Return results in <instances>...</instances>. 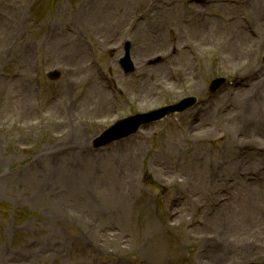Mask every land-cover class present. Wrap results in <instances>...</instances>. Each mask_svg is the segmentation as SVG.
Here are the masks:
<instances>
[{
	"label": "rangeland",
	"instance_id": "obj_1",
	"mask_svg": "<svg viewBox=\"0 0 264 264\" xmlns=\"http://www.w3.org/2000/svg\"><path fill=\"white\" fill-rule=\"evenodd\" d=\"M260 2L0 0V264H264V197L257 193L248 206L249 194L236 192L243 183L264 189V162L238 158L264 153V137L246 126L255 119L264 126V90L247 108L248 123L238 98L262 78L264 26H255L248 9ZM175 6L184 10L167 23L168 45L140 64L145 18ZM237 23L256 44H238L231 35ZM203 26L216 34L200 45L188 31ZM127 42L130 75L120 65ZM171 42L195 54L193 65L180 58L168 91L143 94L139 74L174 56ZM76 46L78 54L70 51ZM79 56L90 75L75 74ZM55 71L60 77L52 80ZM219 78L244 86L211 95ZM189 97L198 101L193 108L98 152L94 169L84 162L81 146L92 150L117 121ZM227 204L246 205L248 217L229 210L219 219ZM210 252L228 259L216 262Z\"/></svg>",
	"mask_w": 264,
	"mask_h": 264
},
{
	"label": "bare ground",
	"instance_id": "obj_2",
	"mask_svg": "<svg viewBox=\"0 0 264 264\" xmlns=\"http://www.w3.org/2000/svg\"><path fill=\"white\" fill-rule=\"evenodd\" d=\"M264 2V0H263ZM264 4V3H263ZM263 4L260 2V4H257L256 6L254 5H249V10L252 11V18H253V23L255 24V26H264V6ZM262 5V6H260ZM254 6V7H253ZM260 6V7H259ZM184 9H182L180 6H175L174 8H170L168 10V8H164L163 12L164 13H154L153 15H151L150 17L145 18V22L142 24H146L148 26V29H145L143 32L145 34V39L144 41H140L139 42V50H138V55H136V60L137 61H141V59H143L142 57L147 54L148 52H150L151 50H153L155 47L156 48H160V47H165L166 45H168L167 40L165 39V37L163 36L164 34V30L167 26L168 21H171L172 16H176L177 14L181 13V11H183ZM195 15L198 17L199 14L195 13ZM188 19H184V22H188ZM205 24V23H203ZM192 23H189V26H191ZM239 25V26H238ZM236 27H233L232 33L231 35L234 36V38H238L237 40L239 41L238 44H240L241 46L245 45L246 42L252 43V44H256L257 41H255L254 39H251L249 35V33L247 34L242 32L241 29L243 31H247V28L242 25L241 23H237L235 24ZM241 28V29H239ZM237 29V30H236ZM219 30V29H218ZM149 35H148V34ZM188 34L192 35L194 37V39H196L197 41H195L197 44L201 45V39L204 38L205 39L209 36V35H215V34H211L209 30L206 29V26L200 27V28H195L192 30L188 31ZM151 35V36H150ZM44 44V43H43ZM170 44H172L170 47H172L173 49H171V53L174 56L168 55V59L163 63V64H158L156 66L153 67H148V66H144L143 69V73H140V80H142V83L140 84V87L143 91V94H145V92H149V90H151L152 92H165L168 91V87L171 86V82L169 81V73L171 71H174V68L172 67L173 64H175L177 62V60H179L180 58L184 60L185 63L189 64L190 66L193 65V60H195V54L193 53H188L182 50L181 47H176L174 45L173 42H171ZM243 44V45H242ZM237 49H238V45L236 44ZM57 49H60L59 46H55V45H51V54H53V56L57 55V53H59L60 55L62 54V51L60 49V52L57 51ZM78 49L79 46H76V50H74L73 48L70 49L73 51H76V54H78ZM81 49V48H80ZM79 49V50H80ZM65 50L63 51V53H65ZM26 54V51H25ZM27 55V54H26ZM28 57V55H27ZM193 59V60H192ZM64 61L65 60V56L62 54V59H60V61ZM72 63L74 64V69L75 70V74L76 75H81V76H88L92 73V71L90 70L89 67H86L83 59L79 56V57H75L72 61ZM179 64L183 63L182 61L178 62ZM141 64V62H140ZM177 67V66H176ZM32 68L31 64L30 67ZM21 69L23 72L27 71V60H26V56L24 55L22 58V64H21ZM114 69V68H113ZM260 70L262 72V78L261 81L255 83L253 82L252 88L248 91L246 90H239V94H238V98L240 99V103L243 101V106H242V110L244 111L242 113V117H244L243 119L246 120V122H250L251 118H249L248 113H246L247 108L250 107L252 108V102L253 100H256L258 98V96L260 95V93L262 92V90H264V66L260 67ZM87 74V75H86ZM28 73H25L23 79L24 81H27V77H28ZM23 81V82H24ZM242 85V84H240ZM250 85V86H251ZM92 86L93 87V92L92 95L95 96V94H98L99 92H97L99 89H97L98 87V82L94 83ZM199 86H197L196 88H198ZM22 88V89H21ZM24 87L21 85L20 88H18L19 90L21 89L22 92H27L25 89H23ZM252 93H251V92ZM23 94V93H21ZM26 94V93H24ZM28 94V93H27ZM260 97V96H259ZM244 99H247L244 102ZM249 100V101H248ZM92 101L95 103V101L92 99ZM255 102V101H253ZM85 104V103H84ZM95 111L96 112H102L103 108L99 103H95ZM263 124L258 123V119H255L253 126H251V124H247V128L248 130L251 129V131L253 133H256V135H261L264 137V126H262ZM81 152L80 154L82 156H84L86 159L84 160L85 163H87V166H90L92 169L96 168V163H94L93 161V157H95L96 155L100 154V153H94L91 150H88L87 148H84L83 150V146H81ZM245 154V155H244ZM244 154H240L238 155V158H241L243 161H252V162H264V153H249L246 152ZM244 155V156H243ZM210 177H214L216 178V174H214L213 172H208ZM200 181H196L195 184L199 185ZM258 184V185H257ZM257 184H249V183H243L242 187H239L236 192L239 195L240 193L243 192H247L249 194L248 199L244 202V204L248 203V206H250L251 201H254V197L257 193H260L261 195H263L264 197V189L259 185V183ZM262 186L264 187V185L262 184ZM233 199V198H232ZM232 201V200H230ZM233 202V203H232ZM230 202L229 204H234V201ZM227 204L226 207H224L222 210L219 211L217 217L219 219H223L227 216H230L232 214L227 213V211H231V212H237L236 213H240L244 211L245 214V219L248 217V211H246L248 209V207L244 204H242L240 206V208H236L235 205H229ZM183 216H185V214H183ZM220 221L217 222V224H219ZM166 229L170 228V230L173 229V225L168 223L165 224L164 226ZM113 238H116L117 235L113 234L112 235ZM208 257L211 260H214L216 262H219L222 260V253H217V252H210L208 254ZM228 258H225L222 261L227 260ZM141 263L142 264H153L150 263L147 259H141Z\"/></svg>",
	"mask_w": 264,
	"mask_h": 264
},
{
	"label": "water",
	"instance_id": "obj_3",
	"mask_svg": "<svg viewBox=\"0 0 264 264\" xmlns=\"http://www.w3.org/2000/svg\"><path fill=\"white\" fill-rule=\"evenodd\" d=\"M126 60H127V59H126ZM216 88H217V86L214 85L213 88H212V90H215ZM195 102H196V100H195V99H192V100L190 101L189 105H190V104H194ZM124 123H125V121H121V122L118 123L115 127H113L112 130H115V129L119 128V127H122V126L124 125ZM112 130H111V131H112ZM112 138H115V136L103 137L101 141H105V140L112 139ZM103 139H104V140H103Z\"/></svg>",
	"mask_w": 264,
	"mask_h": 264
}]
</instances>
